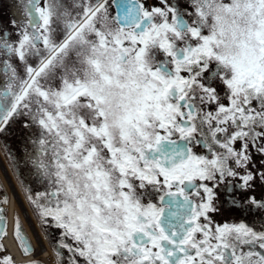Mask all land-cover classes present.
I'll use <instances>...</instances> for the list:
<instances>
[{"label":"snow or ice","instance_id":"snow-or-ice-1","mask_svg":"<svg viewBox=\"0 0 264 264\" xmlns=\"http://www.w3.org/2000/svg\"><path fill=\"white\" fill-rule=\"evenodd\" d=\"M0 152V264H264V0H14Z\"/></svg>","mask_w":264,"mask_h":264},{"label":"flooded vegetation","instance_id":"flooded-vegetation-1","mask_svg":"<svg viewBox=\"0 0 264 264\" xmlns=\"http://www.w3.org/2000/svg\"><path fill=\"white\" fill-rule=\"evenodd\" d=\"M13 2H14V0H0V17H5V16L11 14V5ZM13 143H14V145L16 144L15 141H13ZM0 153L3 156V153L2 152H0ZM5 163L8 164L6 159H5ZM6 168H7L6 170L9 174V176L13 177V179L15 180V177L11 175V169L8 168L7 166H6ZM15 183H16V181H15ZM15 197L17 198L18 202L26 203V201H24V193H23L22 189L19 188L18 185H16ZM10 225H11V220H10ZM37 227H38V225H37ZM29 231L31 232V228L29 229ZM16 251L20 257L21 253H20V250L18 249V247H16Z\"/></svg>","mask_w":264,"mask_h":264},{"label":"bare ground","instance_id":"bare-ground-1","mask_svg":"<svg viewBox=\"0 0 264 264\" xmlns=\"http://www.w3.org/2000/svg\"><path fill=\"white\" fill-rule=\"evenodd\" d=\"M6 166H7V163H5V159H3V156L1 155V153H0V176H3L4 175V173H5V171H6ZM11 177V176H10ZM11 183L13 184V185H16V183H15V180L13 179V177H11ZM14 202H17V198L16 197H14ZM11 226V225H10ZM11 243V242H10ZM11 251L18 257V258H20L19 257V255H18V253H17V251H16V247L15 246H12L11 247Z\"/></svg>","mask_w":264,"mask_h":264}]
</instances>
